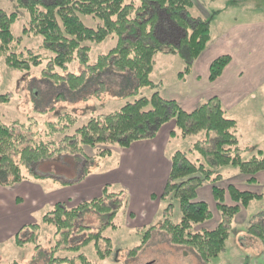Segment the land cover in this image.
I'll return each mask as SVG.
<instances>
[{
    "label": "trees",
    "instance_id": "16d2710c",
    "mask_svg": "<svg viewBox=\"0 0 264 264\" xmlns=\"http://www.w3.org/2000/svg\"><path fill=\"white\" fill-rule=\"evenodd\" d=\"M18 6L28 13V21L23 27V33L28 36L41 37L43 45L53 53L45 59L49 76L55 80H65L71 90H76L85 81L84 71L80 74L67 72V65L75 60L84 64L91 75L108 67L117 71H128L135 78L136 92L139 87L149 86L150 73L154 67V56L160 52L159 35L168 34L176 37L181 31L177 44V53L183 59L184 70L178 73L179 78L190 71L193 61L204 50L210 39L207 20L194 17L189 9L192 0H16ZM17 12H6L0 8V52L6 51L8 44L15 39L12 25L17 19ZM164 15V16H163ZM87 16L94 26L86 25L81 19ZM167 20V21H165ZM169 21V23H168ZM162 23L163 28L160 27ZM116 38V44L106 53L97 56L89 63L88 54L92 43H100L106 38ZM20 58V59H19ZM6 64L13 68L29 70L30 65L40 64L38 54L28 55L27 59L16 57L14 53L5 57ZM230 57L222 55L211 61L208 79L219 77L229 63ZM44 67V66H43ZM66 72L65 75L58 71ZM93 76V75H92ZM6 100V95H0ZM58 121L71 119L69 114L57 117ZM173 121L175 127L170 131L171 137L186 138L190 134L205 132L209 137L214 134L213 145L208 149L200 140L192 144L191 150H196L198 157L192 159L185 152L177 150L169 158L170 169L163 190L159 195L161 201H167L165 211L177 201L180 218L174 223L165 218L160 229L169 234L173 244H183L191 247L199 257L208 262L224 249L229 237L227 223L242 208H247L252 200L259 195L250 191L238 189L233 184L222 187L217 183L221 180V169L232 166L241 174L250 175L247 182L255 183V174L264 170V154L258 150L248 160H242V149L236 134V121L226 115L220 100L211 97L199 104L194 110H183L174 99L163 97L159 92H153L150 97H140L126 102L120 108L111 112L93 116L73 134L66 135L68 145H54L41 141L36 145H21L24 135H13L12 127L18 121L10 124L0 122V184L12 185L23 179L22 166H30L38 161L51 158L55 153H84L83 146H99L97 155L109 156L112 147H127L134 141L154 137L162 125ZM52 126L54 123L49 122ZM21 125V124H20ZM19 125V126H20ZM67 125V124H66ZM68 126V125H67ZM61 128V127H60ZM16 157V159H15ZM204 184H210L215 210L221 217L219 223L212 229L193 231L192 228L213 216L210 205L197 198L198 189ZM120 193H106L101 197L84 201L75 207L67 208L62 203H56L44 216L43 221L54 226V236L60 234L61 239L55 246L67 244L68 237L74 232H84L83 240L68 248L80 249L91 240H96V249L100 256L109 255L112 251L109 239H105L106 249H98V239L101 237V226L94 232L84 225H76L75 220L80 211L94 210L103 214L110 210L109 199L116 200ZM152 197H156L152 195ZM231 203H227L226 199ZM116 212V211H114ZM114 212L110 213L112 215ZM106 223V222H105ZM39 224H32V231ZM76 228V229H75ZM150 226L144 233V242L149 238ZM33 234L27 237L32 240ZM70 238V237H69ZM16 236V242H23ZM76 258L82 264H91L84 253ZM74 258V259H76ZM58 258H51L50 262ZM48 264H51V263ZM69 264H73L69 260Z\"/></svg>",
    "mask_w": 264,
    "mask_h": 264
},
{
    "label": "rangeland",
    "instance_id": "374dc122",
    "mask_svg": "<svg viewBox=\"0 0 264 264\" xmlns=\"http://www.w3.org/2000/svg\"><path fill=\"white\" fill-rule=\"evenodd\" d=\"M47 2L48 0H42ZM127 2H138L139 0H126ZM193 6L189 12L194 17L207 20L210 25L212 40H216L217 45H221L220 39L237 27L246 28L241 32L249 39L251 28L264 30V0H192ZM0 8L6 12H17V19L12 25V32L15 39L12 40L6 51L0 52V95H6L7 99H0V122L13 125V135H24L21 145H36L41 141L53 143L54 145H68L64 137L84 125L89 118L102 115L120 108L126 102H131L140 97H150L153 92H159L163 97L170 98L171 94L180 91L185 87L184 82L178 81L177 74L184 70L185 64L182 57L177 53V44L181 31H177L176 37L168 34L159 35L161 43L160 52L154 56V67L149 75L151 84L139 87L133 92L135 78L128 71H117L113 68H106L102 71L92 73L88 68L75 60L67 65V72L80 74L84 71L85 81L76 90H71L65 80H55L49 76V70L45 66V59L49 58L51 51L43 45L41 37L28 36L22 29L28 21V13L24 8L18 6L16 0H0ZM164 16V15H163ZM81 19L88 26H94V22L89 21L87 16ZM167 21V20H165ZM169 23V21H168ZM160 27L163 28L162 23ZM245 33V34H244ZM117 39L108 37L100 43L91 42V50L88 54V62L93 63L98 55L106 53L116 44ZM231 52L234 50L230 49ZM14 53L16 57L27 59L33 53L40 56V64L30 65V69L13 68L6 64L5 57ZM201 54V53H200ZM234 56L224 51L221 55ZM207 55H203L204 59ZM216 57V58H217ZM20 59V58H19ZM215 59V58H214ZM44 66V67H43ZM65 75L66 72L58 71ZM262 95V94H261ZM236 117V134L241 137L240 147L242 149V160H248L261 150L264 154V100L260 102V107L245 108ZM69 114L67 122L58 121V116ZM230 118V116L228 115ZM233 119V118H232ZM235 120V119H234ZM49 122L54 123L52 126ZM173 123V121H171ZM21 124V125H20ZM68 126H67V125ZM20 125V126H19ZM61 127V128H60ZM207 137L205 132L190 134L186 138L171 137L165 148V155L170 156L177 150L183 151L192 159L198 157L196 150L192 149V144L200 140L202 145L208 147L213 145L214 134ZM83 146L84 153L70 152L55 153L52 158L41 160L30 166H22V183H16L13 188L24 192L26 183H34L46 190L49 178H61L73 180L82 172H87L93 168L94 160L102 161L105 167L114 168L111 161L118 160L119 156L113 154L101 160L97 155L100 148ZM113 149L116 146L112 147ZM16 159V157H15ZM232 166L222 169L225 171L224 179L217 184L226 187L231 183L232 178L226 177V171H231ZM52 174V175H50ZM250 175L246 174L245 179ZM38 179V182L35 180ZM61 180V179H60ZM237 181V179L235 180ZM244 182V181H243ZM242 182V183H243ZM245 188L259 196L255 198L247 209L241 210L228 223L229 237L226 240L224 249L215 258L208 262L202 260L194 249L187 245L173 244L169 239V234L160 229V224L167 217L176 223L179 221L180 212L177 201H171L172 205L167 207V201H160V208L155 212L151 223L141 226L135 217L128 221L126 212L127 199L107 200L110 210L100 214L91 209L79 212L76 225H85L94 232L101 228V237L98 239V249H106L105 239L111 243V253L104 257L100 256L96 249V240H91L80 249L68 248L72 245L71 240L80 243L83 240L84 232L75 230L67 241V244L55 246L60 242V234L54 236V226L43 221V216L52 208L45 207L35 214V223L39 224L36 232L30 227L24 228L18 237L25 239L23 242H16V237L0 242V264H82L76 256L84 253L91 264H264V187L261 190L257 184L252 185L244 182ZM201 188L199 198L206 201L214 209L210 194L207 188ZM120 188L110 187L106 193L118 191ZM48 192H46L47 194ZM159 197V196H158ZM82 202V201H81ZM116 211V212H114ZM114 212L112 215L110 213ZM214 212V211H213ZM221 220L220 215L215 212L213 216L197 225L193 231H204L214 228ZM106 222V223H105ZM154 226L150 231V236L144 241V233ZM28 229V230H27ZM76 229V228H75ZM32 240H27L31 234ZM76 258V259H74Z\"/></svg>",
    "mask_w": 264,
    "mask_h": 264
},
{
    "label": "crops",
    "instance_id": "0c3cea01",
    "mask_svg": "<svg viewBox=\"0 0 264 264\" xmlns=\"http://www.w3.org/2000/svg\"><path fill=\"white\" fill-rule=\"evenodd\" d=\"M244 26L237 27L222 36L221 45H217L216 40H212L209 25L210 39L204 50L193 61L188 73L181 78L177 74L178 81L183 80L185 87L171 94L169 99H174L183 110L190 112L209 98L217 97L225 109L226 115L235 121L238 114L246 111V107L249 109L256 105L259 108L260 102L264 100V30L251 28L249 39H247L241 33L248 32V29L245 31ZM230 49L234 51L231 52ZM224 51L234 56L230 57V61L221 75L210 81L208 79L209 65ZM203 55H207V57L201 59ZM174 127V123L170 121L162 125L152 138L134 141L127 147L112 148L111 154L106 157L110 158L114 153L119 156L118 160L111 161L112 165L116 166L114 168H103L106 165L104 166L102 161L94 160L93 168L82 172L80 167L81 174L73 180H67L63 176L60 178L61 180L49 178L50 182L47 183L46 190L38 186V183L32 182L24 185L23 193L22 191L18 192L16 187L13 188L14 184H0V242L16 237L27 226L37 224L34 222V216L45 207H53L58 202L67 208L75 207L81 201H90L101 197L103 190L111 186L120 188L118 191L112 192L120 193L116 196L118 199L122 200L123 195L124 200L127 199L128 221L136 217L138 223L134 224L143 226L151 223L155 212L160 208L161 200L158 196L163 190L170 169V160L165 155V148L171 138L170 131ZM240 135H238L239 143ZM106 157L100 159L106 160ZM232 170L233 172L226 171V177L233 179L231 184L240 190L249 191L245 188L244 182L247 181L245 175L239 173L235 168ZM220 172L221 179H224L225 171L221 169ZM236 179L237 181H235ZM255 179L256 182L252 185L257 184L263 190L264 170L257 172ZM35 182H38V179ZM21 184L23 183L21 182ZM205 185L214 206L211 185ZM203 187L204 185L198 189L197 198H199L200 190ZM46 192L48 193L46 194ZM152 195L156 197H152ZM226 202L231 203L229 198L226 199ZM251 202L248 207L252 205ZM210 207L212 206L210 205ZM213 211V213L217 212L215 206ZM88 232L93 233L91 228Z\"/></svg>",
    "mask_w": 264,
    "mask_h": 264
}]
</instances>
